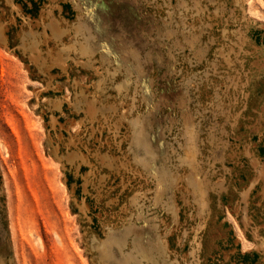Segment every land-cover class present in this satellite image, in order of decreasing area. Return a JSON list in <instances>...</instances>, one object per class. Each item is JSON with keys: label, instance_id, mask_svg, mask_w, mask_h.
Here are the masks:
<instances>
[{"label": "rangeland", "instance_id": "374dc122", "mask_svg": "<svg viewBox=\"0 0 264 264\" xmlns=\"http://www.w3.org/2000/svg\"><path fill=\"white\" fill-rule=\"evenodd\" d=\"M0 264H264V0H0Z\"/></svg>", "mask_w": 264, "mask_h": 264}]
</instances>
